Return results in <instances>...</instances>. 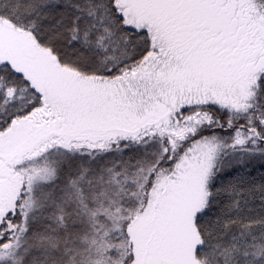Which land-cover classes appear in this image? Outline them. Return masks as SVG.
Here are the masks:
<instances>
[{
  "label": "snow or ice",
  "instance_id": "1",
  "mask_svg": "<svg viewBox=\"0 0 264 264\" xmlns=\"http://www.w3.org/2000/svg\"><path fill=\"white\" fill-rule=\"evenodd\" d=\"M0 264H264V0H0Z\"/></svg>",
  "mask_w": 264,
  "mask_h": 264
}]
</instances>
